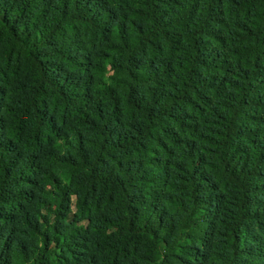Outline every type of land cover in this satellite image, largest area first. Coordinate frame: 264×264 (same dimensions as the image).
<instances>
[{"label":"trees","instance_id":"obj_1","mask_svg":"<svg viewBox=\"0 0 264 264\" xmlns=\"http://www.w3.org/2000/svg\"><path fill=\"white\" fill-rule=\"evenodd\" d=\"M0 264H264V0H0Z\"/></svg>","mask_w":264,"mask_h":264}]
</instances>
